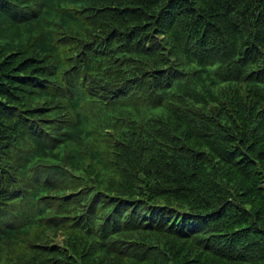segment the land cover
<instances>
[{
	"label": "trees",
	"instance_id": "trees-1",
	"mask_svg": "<svg viewBox=\"0 0 264 264\" xmlns=\"http://www.w3.org/2000/svg\"><path fill=\"white\" fill-rule=\"evenodd\" d=\"M0 264H264V0H0Z\"/></svg>",
	"mask_w": 264,
	"mask_h": 264
}]
</instances>
